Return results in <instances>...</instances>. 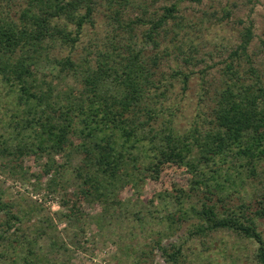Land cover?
Returning a JSON list of instances; mask_svg holds the SVG:
<instances>
[{
  "label": "trees",
  "instance_id": "1",
  "mask_svg": "<svg viewBox=\"0 0 264 264\" xmlns=\"http://www.w3.org/2000/svg\"><path fill=\"white\" fill-rule=\"evenodd\" d=\"M177 5L164 7L165 13L152 21L150 37L168 18L176 17ZM93 11L94 0H25L24 4L0 0V83L9 104L4 126L8 132H0L1 165L14 174L24 169L25 155H46L39 176H53L62 167L54 155L71 146L72 137H81L76 200L94 198L108 204L119 202L116 192L136 180L129 169L145 171L154 180L166 169L187 170L192 176L190 189L177 190L176 210L165 216L170 231L188 220L191 237L230 230L253 240L256 264H264V239L256 224L264 216V204L254 210L243 202L228 207L225 196H219L224 187L217 181L229 158L251 168L264 158V70L251 63L247 52L251 25L241 32L221 68L220 82L209 93L208 114L179 130L170 106H164L172 83L156 75L157 55L143 57L132 37L123 47H113L114 54L98 51L94 64L86 57L52 53L57 45L76 46ZM112 15L117 19L119 9ZM261 45L264 50V39ZM244 59L248 64L242 68ZM171 76L185 88L190 73L173 69ZM204 90L205 96L209 89ZM142 148L144 155L134 152ZM193 195L199 196L196 202L191 201ZM20 220L11 204L0 200V230L2 226L11 230ZM152 243L140 253L143 258L155 251L170 264L184 259L181 244L163 243V236Z\"/></svg>",
  "mask_w": 264,
  "mask_h": 264
},
{
  "label": "rangeland",
  "instance_id": "2",
  "mask_svg": "<svg viewBox=\"0 0 264 264\" xmlns=\"http://www.w3.org/2000/svg\"><path fill=\"white\" fill-rule=\"evenodd\" d=\"M14 1L24 4L25 0ZM176 2V17L168 18L167 24L150 37L147 33L152 21L165 13L164 7ZM115 9L120 13L117 19L112 15ZM248 25L253 37L247 52L251 63L264 70V0H94L92 18L85 23L76 46L70 49L57 45L52 53L86 57L94 64L98 51L123 47L132 37L143 57L157 55L156 75L172 83L164 106H170L175 126L184 130L201 122L210 111L209 95L220 82L229 52ZM184 53L188 62L183 60ZM247 64L241 60L242 68ZM173 69L190 73L185 88L179 78L171 76ZM68 82L74 80L69 78ZM5 89L0 83L1 133L8 132V126L4 127L5 108L9 107ZM204 89H209L205 96L201 95ZM71 141L73 144L64 152L54 155L62 167L53 176H39L46 155H25L24 169L14 174L0 163V200L10 203L21 217L11 230L1 227L0 264H170L160 252L154 251L146 259L140 254L147 252L158 236H163V243L182 245L185 256L176 264H256V243L230 230L191 237L188 220L174 233L170 231L165 216L176 210L173 200L177 190L190 189L192 176L187 170L166 169L154 180L145 171L129 169L127 172H134L137 178L116 192L119 202L76 200L81 179L75 168L81 161L78 145L83 138L75 136ZM134 152L144 155V148ZM241 163L232 157L222 164L223 174L217 181L224 190L219 196H225L223 201L228 207L243 202L254 210L264 204V158L253 168ZM122 179L127 175L123 174ZM211 183L214 185V181ZM197 198L193 195L191 201ZM256 224L264 239V216L258 217Z\"/></svg>",
  "mask_w": 264,
  "mask_h": 264
}]
</instances>
